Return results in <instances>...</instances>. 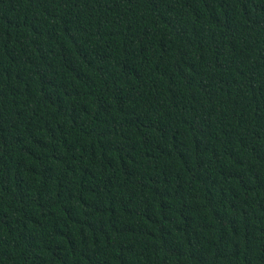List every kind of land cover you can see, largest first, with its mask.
Segmentation results:
<instances>
[{
	"label": "trees",
	"instance_id": "obj_1",
	"mask_svg": "<svg viewBox=\"0 0 264 264\" xmlns=\"http://www.w3.org/2000/svg\"><path fill=\"white\" fill-rule=\"evenodd\" d=\"M0 264H264V0H0Z\"/></svg>",
	"mask_w": 264,
	"mask_h": 264
}]
</instances>
